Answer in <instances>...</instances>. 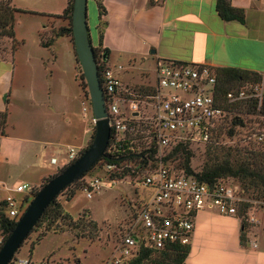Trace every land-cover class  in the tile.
<instances>
[{
    "label": "crops",
    "instance_id": "1",
    "mask_svg": "<svg viewBox=\"0 0 264 264\" xmlns=\"http://www.w3.org/2000/svg\"><path fill=\"white\" fill-rule=\"evenodd\" d=\"M231 4L244 10L245 24L220 19L215 0H103L107 63L112 67L115 58L152 62L156 73L158 62H182L264 75V0ZM49 57L56 60L54 49ZM12 67L0 59V112H8L7 128L0 135V204L10 194L27 204L29 195L14 189L30 185L36 190L66 167L69 149L85 148L90 129L88 125L80 133L62 96L31 84L28 76L15 81ZM125 73H119L121 81ZM253 213L259 223L246 224L245 230L239 216L219 215L214 209L197 213L185 264H264V205Z\"/></svg>",
    "mask_w": 264,
    "mask_h": 264
},
{
    "label": "trees",
    "instance_id": "2",
    "mask_svg": "<svg viewBox=\"0 0 264 264\" xmlns=\"http://www.w3.org/2000/svg\"><path fill=\"white\" fill-rule=\"evenodd\" d=\"M73 2L74 0H67L66 8L61 15H51V17L64 19L68 24L66 27L59 28L52 37V40L45 41L40 36L39 42L42 48L51 52L54 49L56 38L59 37L69 38L70 41L73 42ZM94 3L97 11V25L95 27L97 40L95 43L92 42V45L98 66L99 77L101 78L103 69L109 67L107 63L109 51L103 47V35L107 27V21L105 19L107 12L104 8L103 0H94ZM150 4L153 5V2L150 1ZM215 11L218 17L225 22L245 24L246 18L244 10L233 7L231 0H215ZM22 13H24V11H20L14 7L13 0H0V40H11L13 42L11 48L12 52H15L18 48L14 40L16 16ZM73 51L75 59L77 60L75 50ZM167 63H172L177 66H189V64L182 62ZM76 70L79 87L82 93H87V86H85V83L82 81L84 77L83 73H79V65H77ZM214 74L216 79L215 95L219 103L226 109L227 114L222 121L216 125V130L213 132L208 143L203 146H194L189 142H179L177 144H171L163 149L160 155L157 144L153 140H146L147 137L144 136L141 127L136 128L131 134H124L119 140L115 139L114 129L112 127L110 141L104 157L99 159L98 163L87 175L66 187L59 196L51 202L34 229H32L29 236L24 241L22 247L29 245V257L32 256L35 247L39 245L48 234H64L66 231H72L75 233L76 238L93 240V235L97 232L96 222L94 220H87L85 215H81L74 220L65 211L63 202H70L75 197L76 193L82 189L81 187L86 184L88 179L99 177L97 174H94V171L97 170H103L106 178L112 182H116L118 179H122L127 175L139 177L141 180L157 169L161 164L170 173L194 177L199 182L209 187H213L218 183L227 182L230 179L237 180L241 183L245 191L252 190L261 197H264V150L261 146L263 142H256L259 133H254V131L249 133L248 138L251 140V138L255 137V142L251 140L253 144L248 143L247 146L226 148L223 147L220 142L223 137V128L225 124H230V127L227 129V136L232 138L235 135V129L246 127L243 116L246 117L250 115L259 120H264V106L260 110H257V105L254 102H236L228 104L225 101L228 92L237 89L246 82L257 83L261 79V74L236 67L214 69ZM101 84L104 97L107 100L102 81ZM156 94L157 88L154 86L135 89L134 91L132 90V92L128 89L125 92L119 91L116 96L119 99L124 96L126 100L134 98L141 101L142 99L146 100L148 97L155 96ZM229 118L230 120L228 121ZM7 125L8 112L5 110L0 112V135H4ZM94 130L91 133L87 146L81 150L80 156L92 143ZM250 140L248 141L250 142ZM194 151H200L204 155V161L199 171H195L191 166L195 154ZM131 162H136L137 167H131ZM71 164L72 163L69 165ZM69 165L61 169L57 174L63 172ZM107 167L111 168L107 169ZM54 176L45 179L42 185L35 190V194ZM64 194H66V199L60 201V198L63 197L62 195ZM252 203V201L249 203L244 202L241 212H238V216L242 219L244 230L246 228L244 217L249 208L252 207ZM2 205L3 204H0V234L2 236L0 249L14 230L18 221V219L7 218L3 213ZM242 237H244V231ZM190 250V245H181L179 243H169L163 249H156L154 245L142 236L139 239L135 256L124 264H185ZM17 260L18 259H14L13 257L12 261Z\"/></svg>",
    "mask_w": 264,
    "mask_h": 264
},
{
    "label": "built area",
    "instance_id": "3",
    "mask_svg": "<svg viewBox=\"0 0 264 264\" xmlns=\"http://www.w3.org/2000/svg\"><path fill=\"white\" fill-rule=\"evenodd\" d=\"M123 70L121 66H109L103 69L99 77L107 95L105 105L116 140L141 127L146 140H153L157 144L160 155L163 149L179 142L203 146L210 141L216 125L227 114L215 95L214 69L208 66H177L158 62L155 73L157 94L148 97L151 115L140 111L138 100L121 101L117 98L119 91L125 92L118 74ZM225 101L228 104L254 102L257 110H260L264 106V75H261L257 83L246 82L228 92ZM121 102H126L124 110L121 109ZM257 140H264V132H259ZM80 152L77 148L69 149L68 165L80 157ZM52 162L54 164L56 160ZM138 184L149 189L151 195L137 209L133 227L122 234L115 250L118 257L112 259V264H124L133 258L142 236L156 249H163L169 243L190 245L197 213L214 209L219 215L238 216L243 202L239 187L229 181L209 187L194 177L170 173L161 164ZM101 187V179L92 177L86 181L83 192L91 199L100 192ZM14 192L29 195L35 192V188L21 185ZM24 202L25 199L8 195L2 201L3 213L9 219L20 218ZM244 221L250 225L259 223L253 214L244 217ZM11 263L29 264V261L17 260Z\"/></svg>",
    "mask_w": 264,
    "mask_h": 264
},
{
    "label": "rangeland",
    "instance_id": "4",
    "mask_svg": "<svg viewBox=\"0 0 264 264\" xmlns=\"http://www.w3.org/2000/svg\"><path fill=\"white\" fill-rule=\"evenodd\" d=\"M13 5L16 9L24 11V13L16 16L14 40L18 48L15 52H12L13 42L9 39L0 40V59H5L9 64H13L12 69L14 68L15 81L19 80L20 77L28 76L27 81L31 84L34 82L36 85L39 84L43 88H49L50 91L62 96L66 111V104L70 105V113L74 116L80 133L83 132L84 134L89 125L90 140L91 133L95 129L91 103L87 87V93H82L79 87L77 65L80 68L79 73L82 74V70L74 56L73 42L69 38H56L54 52H56L57 58L55 61L50 59V52L43 50L39 46L40 36L45 41L52 40V37L59 28L67 26L68 22L64 19L51 17V15H61L66 8L67 1L13 0ZM96 20L97 11L94 0H88L87 24L90 39L93 43L96 41ZM12 58L13 60H11ZM110 64L112 68L121 66L124 69L123 72H126L121 77L122 86L125 91L128 89L132 92L135 89L156 87V74L152 62L137 61L136 63H131L124 59L115 58ZM82 81L87 86L84 77ZM123 99L126 98L123 96L120 100L122 101ZM138 101L140 102V111L145 115H151L150 100L142 99ZM120 105L121 109L124 110L126 102H121ZM16 117L13 118V123H15ZM243 118L246 122V127L235 129V135L232 138L227 136V129L230 127V124L224 125L223 137L220 141L223 147L234 148L247 146L248 143L253 144L255 137L251 138L252 142L248 138L249 133L252 131L254 133L264 132V120H259L250 115L243 116ZM262 142L261 146L264 150V140ZM258 143L261 142L258 141ZM194 152L191 166L195 171H199L204 161V155L200 151ZM130 164L133 168L137 167L136 162H131ZM94 174H97L102 181L99 193L88 199L83 192L85 187L83 185L82 189L76 193L70 202H63L65 211L74 220L81 215H85L87 220H94L96 222L97 232L93 235V240L76 238L75 233L72 231H66L64 234H48L35 247L31 257H29V250L22 247L14 256V259L28 260L30 264H112V259L118 257V253L115 250L120 243L122 234L129 227H133L134 215L140 207L141 202L147 200L151 195V191L138 184L140 183L139 177L127 175L116 182H112L106 178L103 170L94 171ZM90 175L92 176L91 173ZM229 182L239 187L240 198L243 201L239 212H241L244 202L249 203L252 201V207L249 208L245 217L248 214L255 215L253 210L264 205V197H261L252 190L245 191L237 180L230 179ZM62 196L60 201L66 199V194ZM27 206L28 204L24 206V211Z\"/></svg>",
    "mask_w": 264,
    "mask_h": 264
},
{
    "label": "water",
    "instance_id": "5",
    "mask_svg": "<svg viewBox=\"0 0 264 264\" xmlns=\"http://www.w3.org/2000/svg\"><path fill=\"white\" fill-rule=\"evenodd\" d=\"M87 1L74 0L72 12L73 44L78 63L80 64L87 84L95 133L86 151L69 165L63 172L51 178L32 197L25 211L18 219L14 230L0 249V264H10L15 254L22 247L24 241L47 207L69 185L87 175L104 157L111 137V126L105 105L98 66L94 56L87 24Z\"/></svg>",
    "mask_w": 264,
    "mask_h": 264
},
{
    "label": "flooded vegetation",
    "instance_id": "6",
    "mask_svg": "<svg viewBox=\"0 0 264 264\" xmlns=\"http://www.w3.org/2000/svg\"><path fill=\"white\" fill-rule=\"evenodd\" d=\"M35 195V192H33V193H31V194H29V197H30V200L32 199V197ZM29 200V201H30ZM31 202V201H30ZM28 204V203H27ZM26 204H25V202L22 204V206H21V213L20 214H22V212L24 211V206H25Z\"/></svg>",
    "mask_w": 264,
    "mask_h": 264
}]
</instances>
